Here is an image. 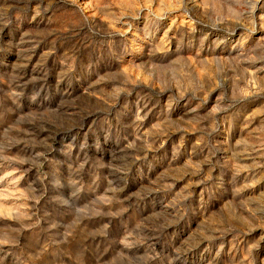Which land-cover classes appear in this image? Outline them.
Segmentation results:
<instances>
[{"label":"rangeland","instance_id":"374dc122","mask_svg":"<svg viewBox=\"0 0 264 264\" xmlns=\"http://www.w3.org/2000/svg\"><path fill=\"white\" fill-rule=\"evenodd\" d=\"M0 264H264V0H0Z\"/></svg>","mask_w":264,"mask_h":264}]
</instances>
